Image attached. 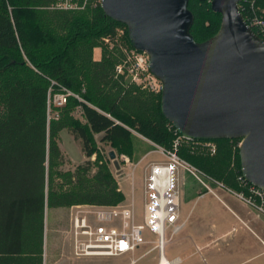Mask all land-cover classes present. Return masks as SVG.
<instances>
[{
    "label": "trees",
    "instance_id": "1",
    "mask_svg": "<svg viewBox=\"0 0 264 264\" xmlns=\"http://www.w3.org/2000/svg\"><path fill=\"white\" fill-rule=\"evenodd\" d=\"M50 2L0 0V264H43L45 206L113 205L124 199L107 163L99 154L91 160L95 134L129 156L134 132L169 150L180 135L161 111V93H144L123 75L115 76L124 51L116 56L101 43L125 24L106 15L100 4L66 11L50 8ZM238 6L246 21L253 15L264 20V0L253 5L241 0ZM188 8L196 42L217 32L221 15L209 0H189ZM251 28L263 36L258 27ZM95 47L103 50L99 59L93 58ZM66 91L72 93L66 102L54 104L53 96ZM76 106L81 118L70 114ZM62 129L80 140L87 157L73 170L56 168L64 162L58 144ZM211 140L214 154L192 150L197 139L178 144L176 151L247 192L239 139Z\"/></svg>",
    "mask_w": 264,
    "mask_h": 264
},
{
    "label": "water",
    "instance_id": "2",
    "mask_svg": "<svg viewBox=\"0 0 264 264\" xmlns=\"http://www.w3.org/2000/svg\"><path fill=\"white\" fill-rule=\"evenodd\" d=\"M189 0H101L125 24L134 49L162 82L161 111L190 139L241 140L244 178L264 189V39L244 19L241 0H209L217 32L196 42ZM114 158V153H109Z\"/></svg>",
    "mask_w": 264,
    "mask_h": 264
},
{
    "label": "rangeland",
    "instance_id": "3",
    "mask_svg": "<svg viewBox=\"0 0 264 264\" xmlns=\"http://www.w3.org/2000/svg\"><path fill=\"white\" fill-rule=\"evenodd\" d=\"M126 28L118 25L114 30L112 47L102 41L103 47L114 52L116 56L120 55L122 49H130L131 47L128 46L126 40V34H128ZM102 52L101 47H95L93 58L99 59ZM120 62H123L122 59ZM116 74L115 72V76ZM121 75H123L125 81L128 79L133 80L126 71L122 72ZM153 76V78L142 76L140 82H132L140 87L144 93H161L162 89L159 88L162 86V82L155 75ZM70 114L73 117L81 118L80 106H76ZM73 138V134L68 129L59 133L58 144L64 154V162L62 165H57V169L73 170L78 163L87 159L80 140ZM140 140L143 141L145 147L142 146L141 142H135L132 154L133 152L136 153V149L141 150L143 147L146 151L157 149L156 146L146 143L149 141L142 138ZM188 140L184 137L178 139L179 144L188 143ZM94 142L95 148L91 160H94L99 154L102 160L107 163L118 188L122 186L125 190L127 189V193L130 192V185L128 186L122 181V176L130 174L133 169L135 212L137 220L141 221L143 215V170L149 166V163L145 166L147 161H161L163 160L162 155L154 151L147 160L138 163L134 168L136 158H133L132 154L129 156L121 152L118 147L101 142L99 135L96 134L94 135ZM190 148L196 152L209 151V153L214 154L216 144L212 140H200L195 144H191ZM111 151L114 153V158L109 156ZM121 155L128 156L131 164L124 163L121 160ZM186 161L199 169L205 176L202 174V179H199L193 175V177H190L191 174H188L189 177L180 193L182 218L179 219V222L183 221L185 226L167 242L165 256L172 259L180 255L183 258L180 264H264V253H261L264 251V214L244 198V196L246 198L250 196L249 192H244L240 188L229 185L224 180L205 172L190 161ZM95 171L96 169L93 167L91 173ZM207 187L214 193L208 192ZM203 193L204 195L198 197L195 203L184 204L182 202L184 196L193 197ZM125 201L124 198L121 202ZM256 202L260 203L259 200H256ZM70 206L53 208L45 206L41 245L43 264H130L132 262L134 264H156L158 262V249L155 246L156 236L148 229L144 232L146 242L131 253L120 256H75L72 252L69 233ZM234 212L244 219L250 218V222H243ZM253 218L257 219L258 223L255 224ZM200 231L205 235L213 232H230L215 244L199 251V248L196 250V247H194L192 239H195V233L197 234ZM185 235L186 239H182ZM169 236V230L167 229V237Z\"/></svg>",
    "mask_w": 264,
    "mask_h": 264
},
{
    "label": "built area",
    "instance_id": "4",
    "mask_svg": "<svg viewBox=\"0 0 264 264\" xmlns=\"http://www.w3.org/2000/svg\"><path fill=\"white\" fill-rule=\"evenodd\" d=\"M246 1L253 5L255 0ZM98 4H101V0H51L49 7L56 10L84 11ZM247 23L250 27H258L264 36V20L261 17L253 15ZM102 41L112 47L113 35L103 37ZM123 51V62L115 66L117 74L126 71L133 79L132 81L136 83L140 82L142 76L154 77L145 52L133 47ZM159 89H162V86ZM71 94L70 91L56 93L52 100L54 104L60 106ZM181 137L184 136L180 134L176 138L174 150L156 145L158 152L165 159L160 162H151L148 166V174L144 177L143 185L145 206L142 222L138 221L136 217L133 194L129 200L113 205L78 203L70 206L69 233L72 252L75 256H120L131 253L146 242L144 232L148 229L156 236L155 246L158 249L156 264H162V259L166 257L167 242L184 225V222H179L178 175L181 171H186L199 179H202V174L205 176L177 153L178 139ZM240 143L239 139L238 148ZM121 160L126 164H131L128 156L121 155ZM247 191L250 196L248 198L244 196V198L264 214V189L249 183ZM208 192L213 191L208 188ZM256 200H259L260 203H257ZM167 229L169 237H167ZM181 262L182 258L175 256L163 264H180ZM130 264H134V262Z\"/></svg>",
    "mask_w": 264,
    "mask_h": 264
},
{
    "label": "crops",
    "instance_id": "5",
    "mask_svg": "<svg viewBox=\"0 0 264 264\" xmlns=\"http://www.w3.org/2000/svg\"><path fill=\"white\" fill-rule=\"evenodd\" d=\"M94 59H98V58H94ZM62 130H66V129H62ZM61 130V131H62ZM60 131V132H61ZM134 134V137H136L135 138V140H134V143L135 142H141L142 143V146H144L145 147V145L143 144V141H141L140 139L142 138V139H144V140H147V141H149V142H146V143H148V144H151V145H154V146H156L157 144L156 143H154V142H152L151 140H149V139H147V138H145V137H143L142 135H140V134H138V133H136V132H134L133 133ZM135 135H139V136H135ZM74 139V138H73ZM144 147H143V149H141V150H139V149H136V153H134L133 152V158H136V165L135 166H137V164L138 163H140V162H142V161H145V160H147L148 159V157H149V155L152 153V152H154V151H156V152H158V150L156 149H149V150H144ZM157 147V146H156ZM134 151H135V149H134ZM159 153V152H158ZM163 157V156H162ZM132 158V159H133ZM130 159V158H129ZM165 158L163 157V160H164ZM163 160H161V161H163ZM151 162H160V161H156V160H149V161H147L146 162V164H145V166L149 163H151ZM134 163V164H135ZM135 168V167H134ZM148 174V167L146 168V169H144L143 170V185H144V177L146 176ZM189 172H186V171H181L180 173H179V175H178V181H177V185H178V187H179V192L181 193V191H182V188L184 187V185H185V182H186V180H187V178L189 177V175L191 174H189ZM190 177H193L192 176V174H191V176ZM121 178V177H120ZM122 181L123 182H125L128 186L130 185V188H129V193H127V189L125 190L122 186L119 188V190L124 194V198H125V200H129L130 199V197H131V194H133V185H134V182H133V169H132V171H131V173L130 174H125V175H123L122 176ZM143 190H144V188H143ZM204 195V193L201 195V194H199L198 196H193V197H190V196H184L183 197V199H182V202L184 203V204H190V203H195L196 202V200H197V198L198 197H202ZM133 198H134V195H133ZM195 198V199H194ZM134 203H135V199H134ZM144 206H145V197H144V192H143V215H142V220L140 221L139 219V221L140 222H142L143 221V216H144ZM180 207H181V198H180V195H179V219L181 220V218H182V213H181V211H180ZM135 208H136V203H135ZM202 211H204V209H202ZM235 214H236V216L240 219V220H242L243 222L244 221H247V222H250V218L249 219H244V218H242L238 213H236V212H234ZM253 221H254V223L256 224V223H258V220L257 219H254L253 218ZM183 222V221H182ZM185 225H183L182 226V228L184 227ZM249 227V226H248ZM182 228L177 232V233H179L181 230H182ZM250 228H251V226H250ZM252 229V228H251ZM230 231H226V232H213V233H211V234H208V235H205V233L203 234L201 231L199 232V233H195V235H196V237H195V239H192V243H193V245H194V247H196V250H197V248H199V251H201L202 249H205L206 247H208V246H210L211 244H215L220 238H222L223 236H225L227 233H229ZM173 237V236H172ZM182 239H186V235L185 236H183L182 237ZM171 242V241H170ZM198 246V247H197ZM165 252H166V250H165ZM261 253H264V251H262ZM178 256V255H177ZM180 256V255H179ZM181 257V256H180ZM182 258V257H181ZM182 260H183V258H182Z\"/></svg>",
    "mask_w": 264,
    "mask_h": 264
},
{
    "label": "bare ground",
    "instance_id": "6",
    "mask_svg": "<svg viewBox=\"0 0 264 264\" xmlns=\"http://www.w3.org/2000/svg\"><path fill=\"white\" fill-rule=\"evenodd\" d=\"M167 260H168V259H167L166 257L163 258V259H162V264L165 263V262H167Z\"/></svg>",
    "mask_w": 264,
    "mask_h": 264
}]
</instances>
